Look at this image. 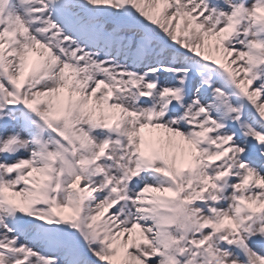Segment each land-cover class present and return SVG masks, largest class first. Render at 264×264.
Here are the masks:
<instances>
[{"label":"snow or ice","instance_id":"snow-or-ice-1","mask_svg":"<svg viewBox=\"0 0 264 264\" xmlns=\"http://www.w3.org/2000/svg\"><path fill=\"white\" fill-rule=\"evenodd\" d=\"M0 264H264V0H0Z\"/></svg>","mask_w":264,"mask_h":264}]
</instances>
